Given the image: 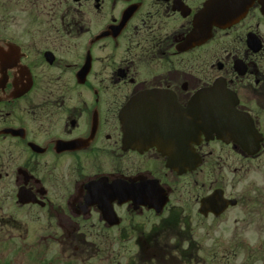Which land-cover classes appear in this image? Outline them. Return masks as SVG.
Returning <instances> with one entry per match:
<instances>
[{"label":"flooded vegetation","instance_id":"flooded-vegetation-1","mask_svg":"<svg viewBox=\"0 0 264 264\" xmlns=\"http://www.w3.org/2000/svg\"><path fill=\"white\" fill-rule=\"evenodd\" d=\"M210 1L0 0V264H264V0Z\"/></svg>","mask_w":264,"mask_h":264},{"label":"water","instance_id":"water-1","mask_svg":"<svg viewBox=\"0 0 264 264\" xmlns=\"http://www.w3.org/2000/svg\"><path fill=\"white\" fill-rule=\"evenodd\" d=\"M249 4L244 3L240 4V0H211L208 8L205 13L206 16H209L210 27L213 25H220L222 23H230L235 20L236 15L240 11H246L248 9ZM219 106H210V114L208 117H205L204 120H199L200 124L203 126L200 127L198 121L194 122V127H199V130H203L205 134H209V138L213 137L216 134L219 138H224L225 134L229 131L225 126V120H227L228 125H232L234 123V119H223L221 112H219ZM197 134L196 137H198ZM169 158H171L169 156ZM174 168L177 169L176 166Z\"/></svg>","mask_w":264,"mask_h":264}]
</instances>
